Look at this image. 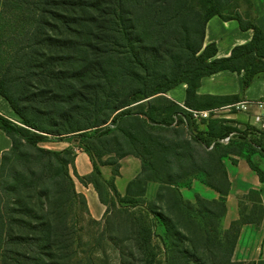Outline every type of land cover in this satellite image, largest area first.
<instances>
[{"label": "trees", "instance_id": "1", "mask_svg": "<svg viewBox=\"0 0 264 264\" xmlns=\"http://www.w3.org/2000/svg\"><path fill=\"white\" fill-rule=\"evenodd\" d=\"M243 6L251 0H0V14L20 10L15 49L0 75V96L20 123L0 115V129L11 140L0 161V264H74L71 211L80 204L89 216L70 174L74 150L38 145L71 137L93 162L92 173L80 180L92 183L107 205L100 221L89 217L105 222L119 202L137 250L132 264H254L234 261L232 253L241 225L259 224L263 207L255 191L251 210L240 208V217L222 229L230 189L224 159L243 157L264 182L252 159L264 155V129L246 123L239 130L218 117L196 121L185 109L239 101L198 95L204 76L235 71L247 86L264 71V30ZM215 15L252 29L250 41L216 57V45L204 44ZM180 83L186 84L185 107L163 96ZM230 132L236 136L220 143ZM104 155L109 158L101 160ZM126 155L138 157L141 169L120 197L101 179L95 157L117 174ZM193 179L220 199L184 200L179 188ZM148 181L159 184L153 199L145 195ZM104 190L114 197L107 200Z\"/></svg>", "mask_w": 264, "mask_h": 264}, {"label": "crops", "instance_id": "2", "mask_svg": "<svg viewBox=\"0 0 264 264\" xmlns=\"http://www.w3.org/2000/svg\"><path fill=\"white\" fill-rule=\"evenodd\" d=\"M242 11L247 12V18L264 30V0H251V6H243ZM252 34V29H242L238 21L234 19L223 20L215 15L206 23L204 44L214 43L217 48L216 57H224L230 54L235 45L250 41ZM242 84V73L222 70L202 77L196 92L200 96H238L239 101L264 99V71L254 75L247 86H242ZM185 95V83H180L163 94L164 97L182 107H185ZM230 102L232 103V101ZM230 102L216 107L225 106L230 104ZM253 111H255L253 108L249 112L224 111L221 116L230 120L233 124H254L251 118ZM0 115L8 119H17L9 103L2 96H0ZM38 145L55 151H62L69 147L73 148V164L70 167V174L74 182V189L77 193L84 196L89 216L92 219L101 220L106 213V203L100 199L99 193L92 183H85L80 180V177L89 175L93 171L92 159L83 145L72 137L64 140L48 139ZM10 146V138L0 129V161L2 153L8 150ZM252 159L264 170V155L253 154ZM224 163L230 182V189L224 196L226 210L220 219L222 229H227L232 221L240 217V201L245 200L243 196L250 188L258 192L263 207V215L259 224L246 222L241 225L233 249L232 259L244 263L264 264V182L259 179L256 172L250 168L243 157L230 155L224 159ZM118 164V173L114 174L112 165L97 162L101 179L112 183L116 193L123 197L127 185L140 172L141 162L134 155H126L119 159ZM158 188L159 184L157 182L148 181L146 184V198L153 199ZM179 192L184 200H188L193 204L196 203V195L207 200H219L221 197L219 192L197 179H193L190 187H180ZM113 194L112 190H108L107 200L111 197L113 198ZM247 207L248 209L252 208L251 200H247Z\"/></svg>", "mask_w": 264, "mask_h": 264}, {"label": "rangeland", "instance_id": "3", "mask_svg": "<svg viewBox=\"0 0 264 264\" xmlns=\"http://www.w3.org/2000/svg\"><path fill=\"white\" fill-rule=\"evenodd\" d=\"M19 11V9H15L6 12L4 15L0 14V75L5 69V64L10 61L11 54L15 49L14 38L16 32L12 29L15 27L14 30H17V23L19 22L17 14ZM221 115L218 118H224ZM230 124L239 130H243L246 123L233 124L230 122ZM235 136L236 133L232 132L231 138ZM95 150L99 151L100 149L96 147ZM107 158H109L108 155H104L101 160ZM95 159L100 163L99 157H95ZM104 195L108 197L106 190H104ZM243 197L245 200H242L241 208L245 212H249L251 208L248 209L247 200L255 197V190L250 188ZM115 206L110 209L106 221L102 223H94L88 215L81 213L82 206L80 204L73 207L71 218L77 235L75 244L77 253L74 257V264H102L101 260H103V264H132V254H135L137 250L134 239L129 235L130 219L127 220V218L122 217V211L118 209L119 202ZM176 214L177 212L174 211V215ZM251 217H255V214H252ZM163 232L162 227L156 228L157 234ZM156 241V238L152 239V243Z\"/></svg>", "mask_w": 264, "mask_h": 264}, {"label": "built area", "instance_id": "4", "mask_svg": "<svg viewBox=\"0 0 264 264\" xmlns=\"http://www.w3.org/2000/svg\"><path fill=\"white\" fill-rule=\"evenodd\" d=\"M255 109L253 111L251 118L252 122L258 126L260 129H264V99H254V100H240L230 104H227L222 107H213L208 109H191L185 107V109L190 113L191 118L200 121L203 119H208L210 117H220L221 113L226 112H249L251 109ZM11 121L20 124L17 119H10ZM232 132L229 135L220 138L219 142L222 144H226L231 139ZM213 144V143H212ZM210 145V147L212 146Z\"/></svg>", "mask_w": 264, "mask_h": 264}]
</instances>
